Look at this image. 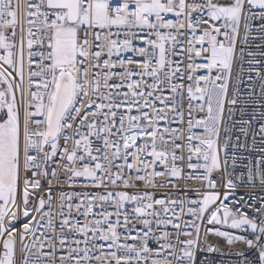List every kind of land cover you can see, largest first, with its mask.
<instances>
[{"label":"snow or ice","instance_id":"1","mask_svg":"<svg viewBox=\"0 0 264 264\" xmlns=\"http://www.w3.org/2000/svg\"><path fill=\"white\" fill-rule=\"evenodd\" d=\"M0 264H264V0H0Z\"/></svg>","mask_w":264,"mask_h":264}]
</instances>
